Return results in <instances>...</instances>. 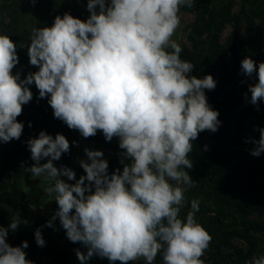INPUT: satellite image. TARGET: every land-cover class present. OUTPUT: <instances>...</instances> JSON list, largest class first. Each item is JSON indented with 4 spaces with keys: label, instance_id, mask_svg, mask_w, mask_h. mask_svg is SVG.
I'll list each match as a JSON object with an SVG mask.
<instances>
[{
    "label": "clouds",
    "instance_id": "obj_1",
    "mask_svg": "<svg viewBox=\"0 0 264 264\" xmlns=\"http://www.w3.org/2000/svg\"><path fill=\"white\" fill-rule=\"evenodd\" d=\"M193 3L88 0L86 20L66 12L51 27L32 29L27 55L38 71L24 79L12 71L19 63L15 42L0 34V142L20 139L24 124L17 117L33 99L29 86L34 84L39 98H48L54 118L84 138L98 130L106 141L117 137L123 150L122 171L109 174L104 153L85 148L87 159L79 163L86 175L77 180L71 168L53 163L70 150L63 134L41 131L27 141L34 163L24 170L51 182L45 192L55 194L58 205L45 226L53 227L58 218L67 239L86 247V253L76 250L80 264L93 256L110 264L141 258L154 264L158 254L163 264H204L201 257L212 237L197 222L199 200L190 201L186 217L180 214L188 203L185 193L196 184L186 171L193 168V141L203 131L216 132L221 122L205 92L215 89V79L192 75L195 65L181 59L182 48L172 39L181 7ZM240 71L257 76L248 90L249 102L258 106L264 101V62L257 67L245 57ZM258 130L255 157L264 153V128ZM20 224L13 218L7 228L0 226V264H34L26 259L27 241L7 242ZM34 236L44 247L40 228ZM245 264H264V255Z\"/></svg>",
    "mask_w": 264,
    "mask_h": 264
},
{
    "label": "trees",
    "instance_id": "obj_2",
    "mask_svg": "<svg viewBox=\"0 0 264 264\" xmlns=\"http://www.w3.org/2000/svg\"><path fill=\"white\" fill-rule=\"evenodd\" d=\"M0 9L6 7L11 10L7 20L0 15V34L8 35L16 44L17 55L19 57V63L29 62L27 55V45L30 44V37L28 36L25 28L18 26L15 22L13 13L15 12L13 7L22 0H0ZM35 6H39L42 10V20L47 22L45 27H51L54 23V19L58 16L55 11L57 10L56 0H36ZM236 5L235 0H194L193 9L194 22L193 32L195 37L191 39V49L182 47L180 54L181 59L191 62L195 65L192 75H196L199 78H203L205 75H212L216 81V87L214 90H205L209 105L214 109L220 110V101L218 97V88L224 86L225 88L231 84L230 93L235 101H242L247 99L250 101L251 96L248 95V84L252 77H247L242 73L237 79H234L233 72H237L241 67L242 58L240 56V48L243 45H247L250 42L258 48V53L261 57L259 60L264 62V33L254 31L256 19L264 17V0H241L240 10L237 14L233 12V8ZM69 14L78 16L74 10H69ZM241 18L246 20V30L242 36H239V26ZM232 23L234 36L228 38L226 44L228 45V52L230 56L226 58L222 50V44L220 43V35L225 25ZM254 35H251L253 34ZM238 36V37H237ZM232 64L233 72L227 76L228 66ZM250 103V102H249ZM253 107L251 103L238 112V119L235 124V136L239 141L242 148H249L251 140L245 137L243 131L244 121L250 114L253 113ZM30 109V108H29ZM33 110V109H32ZM37 112L40 110L36 106L34 109ZM48 117L49 120L56 122L53 128L48 125H39L41 131H45L47 134L55 137L57 133L63 134L68 141L74 138L66 124L61 122L59 119L54 118L49 112L42 113ZM24 118L23 114L17 117ZM24 128L22 135L19 140H13L11 148L7 150L3 164L0 166V179L4 174L9 175L12 179V190L18 186V179L22 173L24 167L18 165L25 163L20 156L19 151L20 140L26 138L27 141L30 138H36L34 120H29L28 116H25ZM29 122L31 127H29ZM61 122V123H60ZM60 123V124H59ZM264 128V115L260 116V124L256 127L255 135H260L258 129ZM207 131V130H206ZM25 132V133H24ZM205 131L201 132L198 138L193 141V150L189 154V158L193 161V168L186 169L188 173L193 175L196 180L200 183H205L206 188L211 190V194H214L213 198L220 205L222 203L226 206L220 215L226 219L232 218L238 220L239 224L237 231L231 233L232 236H238L245 242H248L253 248L256 241V234L263 231L261 224L256 223L250 219L251 209L255 207L254 195L257 194L255 188V177H245L239 170H242L243 166L240 165L241 169L236 167L237 161L233 160L231 154L228 155L225 151L218 149L209 148L207 143H201ZM39 136V135H38ZM92 141L102 144L106 149L113 152L112 160L108 161L109 166L113 169H120L122 171L123 165L120 163V153L123 151L119 148V143L106 141L103 134L97 133L95 136L90 137ZM207 146V150H205ZM16 150L19 154L14 160H10L11 151ZM72 154V147L68 153H64L61 156L62 162L67 163ZM43 160L41 163H45ZM27 164L26 166H30ZM24 166V165H23ZM264 169V167H263ZM6 172V173H5ZM244 174L248 171L244 169ZM2 175V176H1ZM251 178V179H250ZM4 182L0 180V188H3ZM188 203L192 199H186ZM234 206L239 210L236 213L233 211ZM257 207L260 209L264 208V201H259ZM234 213L237 216H234ZM219 215V214H218ZM13 218H20L21 224L16 231H9V235L12 240L9 242L12 246H19L23 241L28 242V247L24 249L26 252V259L33 260L37 256L50 257L58 264H74L69 262L66 254L55 242L45 240L46 244L44 247H39L36 244L34 233L39 228L38 223L28 217H22L17 215L15 212H8L0 208V226L8 227L10 221ZM28 221L24 224L23 221ZM235 234V235H233ZM43 235V234H42ZM231 236L217 234V238L213 240V246L209 244V247L205 250L201 259L204 264H221L222 261H235L239 263H245L248 261L251 252H244V250L237 245H233L230 241ZM208 255L207 259L204 256ZM237 260V261H236ZM163 262V261H162ZM163 264V263H162Z\"/></svg>",
    "mask_w": 264,
    "mask_h": 264
},
{
    "label": "rangeland",
    "instance_id": "obj_3",
    "mask_svg": "<svg viewBox=\"0 0 264 264\" xmlns=\"http://www.w3.org/2000/svg\"><path fill=\"white\" fill-rule=\"evenodd\" d=\"M57 2V13L59 16H63L64 13H69V10H74L81 20H86L90 13L87 10V2L88 0H56ZM236 5L233 8V12L235 14L238 13L241 6V0H235ZM1 4V1H0ZM14 13L13 17H15V22L18 26L25 28L28 36H31V31L33 28L37 27H45L47 22L42 20V10L39 6H35V4L31 3V0H22L18 2L17 5L13 7ZM193 7L189 8L187 6H183L180 9V25L176 29L174 36L172 37L180 46L187 47L191 49L192 41L191 39L195 37L193 32V22H194V12L192 11ZM11 10L9 8L0 9V15L4 17L6 20ZM75 17L74 15H72ZM246 30V20L245 18H241L240 26H239V36H242ZM256 33L261 31L264 33V17L260 19H256V24L254 31ZM254 35V32L253 34ZM220 43L222 44V50L224 56L228 58L230 53L228 52V45L226 41L228 38L234 36L233 34V25L229 23L224 26L221 35H220ZM238 37V36H237ZM240 56L242 60L245 57L252 58L258 67V64L262 61L259 60L261 57L258 53V48L250 42L247 45H243V48H240ZM13 74L19 73L21 79H24L28 73L38 71V68L30 65L29 62L21 63L20 65H16L12 70ZM228 74L229 76L232 72V64L228 66ZM241 74L240 69L237 72H233L234 79H237ZM257 81V76L253 74L251 81L248 84L254 85ZM30 90L33 93V99L26 105L23 106L22 114L24 118H19V122L23 124L28 122L25 120V116L29 117V120H34L33 124L35 125V134L38 137L41 129L38 127L39 125H48L53 128V125L56 124L55 121L49 120L48 117L44 116V111L49 112L53 115V110L47 102L46 98H39L38 89L34 84L29 86ZM231 84L226 88L224 86H220L218 88V97L220 101V110L218 119L221 122L218 130L216 132L205 131L203 137L201 139V143H207L209 148L220 149L225 151L226 153L231 154L233 160L237 161L236 167L237 169H241L240 165L243 166L240 173L245 177H255V188L257 189V194L254 195L253 202L255 203V207L251 209L250 219L255 221L256 223L261 224L263 231L259 234H256V241L253 248L250 246L248 242H245L243 239L238 236H232L231 233L237 231V225L239 221L236 219H226L220 215L222 210L226 208L225 205L217 203L215 198H213L214 194H211V190L206 188L205 183H200L195 179L193 175L189 173L193 181L196 182L195 186L190 188L186 193V199H197L199 200V211L196 213L197 222L200 223L206 231L211 235L212 240L210 244L213 246V240L217 238V234H223L231 236V243L233 245H237L242 248L244 252H251V255L248 260H250L253 256L264 255V208L260 209L257 207V203L259 201H264V153H261L260 156L255 157L251 155V150L254 149L255 144L254 140H259L260 135H255L256 127L260 124V116L264 115V101H261L258 106L254 105L253 113L248 116V118L244 121L243 131L245 137L251 140L249 148H242L239 144L235 136V124L238 119V112L243 108L247 107L250 103L249 100L235 101L233 96L230 93ZM248 95L251 96L249 90H247ZM38 107L40 109L38 112L34 110ZM30 108V109H29ZM33 109V110H32ZM258 109V110H257ZM54 116V115H53ZM61 121V120H60ZM62 122V121H61ZM60 122V123H61ZM59 123V124H60ZM71 134L74 135V138L70 140L69 144L72 147V154L67 163L59 161H54V165L56 167L67 166L71 168L75 174L76 179L78 180L80 176L86 175L83 168L80 166V160H86V154L84 152L85 148L91 150H99L104 153V159L107 161L112 160L113 152L106 149L102 144L92 141L91 138H84L80 135L78 130L69 129ZM25 133V132H24ZM97 133L103 134L101 131H97ZM112 142L119 143V139L117 137H113ZM75 142V143H73ZM14 141H10L8 143L0 142V166L3 164V160L5 159V155L8 149L11 148ZM19 151L21 152L20 156L22 160L26 161L23 163L22 173L18 179V186L12 190V182L13 179L4 174L1 181L4 182L3 188H0V208L3 210H7L8 212H15L17 215H21L22 217H28L32 220H35L38 223L39 228L42 231V236L46 240H50L52 243L55 242L57 247H59L67 256L69 262L74 264H80V261L77 259L76 250L79 249L81 252L86 253L87 249L82 243H72L67 239L66 232L60 225L59 219L57 218L53 222V227H47L46 222L49 221L54 213L58 209V205L54 201L55 194H47L45 189L50 186V181H48L44 176L41 177H33L30 172H26L24 169L29 168L33 165L34 161L31 160V153L27 147V139L23 138L20 140ZM19 155L16 150L11 151V156L9 159H16ZM47 162V159H45ZM27 164H31L30 166H26ZM18 165H21L19 163ZM246 169L248 171L247 174H244L243 171ZM116 169H113L109 166L108 171L109 174L114 172ZM6 173V172H5ZM2 176V175H1ZM68 183H75V181H68L67 177H61ZM251 179V178H250ZM238 208L234 206L233 211L238 212ZM188 211H190V203H186V206L181 211V217H186ZM219 214V215H218ZM236 217L237 214L234 213ZM239 231V230H238ZM235 235V234H233ZM12 240V237L8 235L7 242L9 243ZM208 255L204 256V259H207ZM34 264H58L50 257L45 256H37L35 259L31 260ZM237 261V260H236ZM162 254H158L154 264H162ZM87 264H110L107 258H100L99 256H93L90 260L87 261ZM115 264H121V262L116 261ZM128 264H145V261L141 258L137 261H129ZM221 264H245L239 263L238 261H222Z\"/></svg>",
    "mask_w": 264,
    "mask_h": 264
}]
</instances>
